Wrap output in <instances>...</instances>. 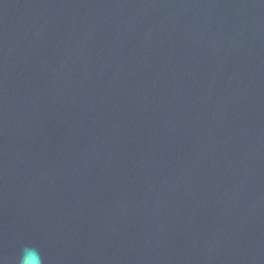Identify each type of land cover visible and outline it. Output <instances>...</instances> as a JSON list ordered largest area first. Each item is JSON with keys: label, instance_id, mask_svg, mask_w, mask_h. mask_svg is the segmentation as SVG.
<instances>
[{"label": "water", "instance_id": "95a60500", "mask_svg": "<svg viewBox=\"0 0 264 264\" xmlns=\"http://www.w3.org/2000/svg\"><path fill=\"white\" fill-rule=\"evenodd\" d=\"M264 264V0H0V264Z\"/></svg>", "mask_w": 264, "mask_h": 264}, {"label": "clouds", "instance_id": "9594fccd", "mask_svg": "<svg viewBox=\"0 0 264 264\" xmlns=\"http://www.w3.org/2000/svg\"><path fill=\"white\" fill-rule=\"evenodd\" d=\"M18 264H45V261L38 248L25 246L20 252Z\"/></svg>", "mask_w": 264, "mask_h": 264}]
</instances>
